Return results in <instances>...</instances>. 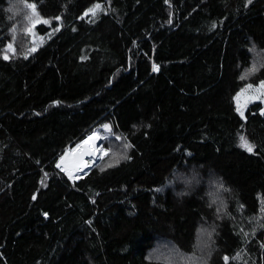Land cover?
<instances>
[{
    "label": "trees",
    "instance_id": "1",
    "mask_svg": "<svg viewBox=\"0 0 264 264\" xmlns=\"http://www.w3.org/2000/svg\"><path fill=\"white\" fill-rule=\"evenodd\" d=\"M19 3L48 23L5 59ZM261 81L264 0H0V264H264ZM104 125L123 158L56 168Z\"/></svg>",
    "mask_w": 264,
    "mask_h": 264
},
{
    "label": "rangeland",
    "instance_id": "2",
    "mask_svg": "<svg viewBox=\"0 0 264 264\" xmlns=\"http://www.w3.org/2000/svg\"><path fill=\"white\" fill-rule=\"evenodd\" d=\"M27 5H31V4L19 3V4H14L11 7V13L14 17V23L12 24L13 28H12V34H11L12 40L5 48L4 55H7V56L16 55L18 53H23V52L32 50L43 39L42 36L35 33L34 25L40 22L44 23L43 21H46V20L41 19L39 17V21H37V17L32 15L33 9L27 7ZM97 5H99V7H96ZM100 11H102V5L97 3L88 10L87 15L88 17L93 18ZM93 12L95 14H93ZM35 13H36V10H35ZM9 45H11V49H9ZM252 71L253 70L251 69L246 72L245 74L246 79L250 77V75L252 74ZM248 84L253 85V88L248 89L246 87ZM259 84L260 82L256 84L247 82L235 94L234 96L235 106H236V109H238V107L240 109V111L237 110L238 113L242 111L244 114L245 109L249 103L253 101H263L264 100V90H261L258 88ZM93 132H96L101 138V140L98 145L99 150H100V156L98 157V160L96 161V163H94V165L91 168L97 165L104 158H107L108 161H116L124 157L125 152H126V145H124L122 142L120 141H113L111 143L108 142L106 147L102 145L103 141L106 139V136H109V131H107L104 126H101L100 128H98L97 130ZM62 154L64 155V153ZM62 154L60 158L63 157ZM91 168H89L88 170H90ZM78 175L76 174L75 176H78ZM193 183H197V181L195 180ZM216 185H219V183L216 180H214L211 186V192H210L209 198H210L211 203L218 209L217 207L218 196H217V191H216Z\"/></svg>",
    "mask_w": 264,
    "mask_h": 264
},
{
    "label": "bare ground",
    "instance_id": "3",
    "mask_svg": "<svg viewBox=\"0 0 264 264\" xmlns=\"http://www.w3.org/2000/svg\"><path fill=\"white\" fill-rule=\"evenodd\" d=\"M95 133L87 134L76 144L66 146L63 155L57 162L61 170L70 179L75 178L76 174H82L94 165L95 160L100 156L99 147L95 145ZM69 173L71 175H69Z\"/></svg>",
    "mask_w": 264,
    "mask_h": 264
},
{
    "label": "snow or ice",
    "instance_id": "4",
    "mask_svg": "<svg viewBox=\"0 0 264 264\" xmlns=\"http://www.w3.org/2000/svg\"><path fill=\"white\" fill-rule=\"evenodd\" d=\"M249 2H251V0H249ZM27 7L33 9L32 15H33V16H36V17H37V21H39L38 14L35 13V5H27ZM96 7H99V5H97ZM90 11H92V10H90ZM93 14H95V13L93 12ZM85 15H87V13H86ZM57 19H59V17H57ZM43 22H44V23H48V21H43ZM58 30H59V29H56V31H58ZM9 49H11V45H9ZM33 50H34V49H33ZM4 58L7 59L8 56L5 55ZM153 70H154V71L158 70L157 66L154 65V66H153ZM241 78L244 79L245 77H241ZM246 87H247L248 89H251V88H253V85L248 84ZM258 88L261 89V90H264V81H261V82H260V84L258 85ZM237 110L240 111L239 107H238ZM240 114H241V116H243V112H242V111L240 112ZM261 114L264 115V111H262ZM104 127H105V129H108V128H109L108 125H104ZM116 139H120V137H116ZM240 139H241V146H242V147L246 148V150L249 151V152L253 151L254 146L251 145V144H249V143L247 142V140H246L245 137L241 136ZM126 147H128V146H126ZM122 158H123V157H122ZM61 160H62V162H63V157L61 158ZM108 166L111 167L112 165L109 164ZM57 167H60V164H58ZM69 175H71V174L69 173ZM158 191H159V190H158ZM33 198L35 199V197H33ZM262 210H264V209H262ZM245 235H247V234H245ZM224 259H225V262H226V264H227L228 257H224Z\"/></svg>",
    "mask_w": 264,
    "mask_h": 264
},
{
    "label": "water",
    "instance_id": "5",
    "mask_svg": "<svg viewBox=\"0 0 264 264\" xmlns=\"http://www.w3.org/2000/svg\"><path fill=\"white\" fill-rule=\"evenodd\" d=\"M100 140H101V138L99 137V135L97 134V133H95V141H94V143H95V145L96 146H98L99 145V143H100ZM70 144H68L67 146H69ZM98 160V158L95 160V162L94 163H96V161ZM56 166V168L59 170V168L57 167V164L55 165ZM61 171V170H60ZM62 172V171H61ZM67 176V175H66ZM69 178V177H68ZM70 179V178H69ZM72 180V179H71Z\"/></svg>",
    "mask_w": 264,
    "mask_h": 264
},
{
    "label": "clouds",
    "instance_id": "6",
    "mask_svg": "<svg viewBox=\"0 0 264 264\" xmlns=\"http://www.w3.org/2000/svg\"><path fill=\"white\" fill-rule=\"evenodd\" d=\"M176 193H174V195H175Z\"/></svg>",
    "mask_w": 264,
    "mask_h": 264
}]
</instances>
